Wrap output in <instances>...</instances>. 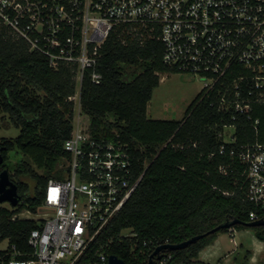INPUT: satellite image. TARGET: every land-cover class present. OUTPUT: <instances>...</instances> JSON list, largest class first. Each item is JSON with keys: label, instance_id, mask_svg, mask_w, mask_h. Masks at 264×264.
<instances>
[{"label": "built area", "instance_id": "built-area-1", "mask_svg": "<svg viewBox=\"0 0 264 264\" xmlns=\"http://www.w3.org/2000/svg\"><path fill=\"white\" fill-rule=\"evenodd\" d=\"M2 29L46 55L52 68L75 67L77 81L69 97L75 107L71 135L64 143L68 156L45 187V210H24L12 217L42 220L28 239L32 251L14 250L2 264L81 263L139 186L143 173L134 176L130 144L115 129L93 132L81 104L85 72L93 83L103 79L101 48L112 33L123 44L128 38L140 45L149 39L162 42L167 66L203 80L204 96L215 95L212 104L230 118L219 133L221 154L227 143H236L240 116L252 128L260 126L254 113L264 107V0H0ZM227 128L234 132L226 133ZM230 156L243 167L246 199L254 206L249 221L264 219V141L233 146ZM220 170L227 173L228 167ZM136 236L131 231L125 237ZM138 242L124 264H150L155 248L171 243L156 237ZM106 248L100 246L88 264H108ZM172 251L162 250L156 264H170Z\"/></svg>", "mask_w": 264, "mask_h": 264}, {"label": "trees", "instance_id": "trees-1", "mask_svg": "<svg viewBox=\"0 0 264 264\" xmlns=\"http://www.w3.org/2000/svg\"><path fill=\"white\" fill-rule=\"evenodd\" d=\"M101 53L99 70L103 79L93 83L89 71L85 72L80 92L82 109L90 117L93 132L109 134L115 129L130 144L134 176L143 173V177L79 264L93 261L102 245H107L109 254L129 260L132 248L139 247L138 240L156 237L180 243L226 220L249 221L254 206L246 199L243 167L230 156V149L256 138L264 141V107L254 113L260 118L257 130L245 124L244 116L237 119V141L227 143L221 154L223 140L219 133L230 118L212 104L215 95L207 98L202 89L182 119L148 116L149 102L161 82L160 73L178 71L163 62L162 42L149 39L140 45L128 38L123 44L117 33H112ZM128 66L139 68L132 80L125 78ZM75 75V67L61 64L54 69L47 56L31 50L24 39L0 30V131L5 114L20 129L18 136L0 141L5 158L2 166L8 168V153L18 149L32 161L23 162L18 173L25 171L36 182L35 192L30 193L29 186L18 181L20 202L12 210L0 207V241L10 242L7 251L1 252L0 264L8 261L14 250L32 251L28 239L42 220L12 217L24 210L38 212L49 179L58 174L59 162L68 156L64 143L72 131L75 102L69 97L77 89ZM222 165L228 167L227 173L220 170ZM232 228L252 229L257 238L264 240V226L237 224ZM125 229L137 236H123ZM227 230L220 229L173 250L170 264H205L195 260L199 251Z\"/></svg>", "mask_w": 264, "mask_h": 264}, {"label": "rangeland", "instance_id": "rangeland-1", "mask_svg": "<svg viewBox=\"0 0 264 264\" xmlns=\"http://www.w3.org/2000/svg\"><path fill=\"white\" fill-rule=\"evenodd\" d=\"M125 78L132 80L136 74L139 73V68L128 66L125 68ZM161 82L158 87L154 89L152 99L148 105V116L154 119H182L190 105L196 100L202 91L203 80L197 75L185 72H166L160 73ZM204 95V93H203ZM111 119L113 117L111 116ZM234 132L233 128H227L226 133ZM20 129L12 124L9 115L5 114V118L1 122L0 141L5 139L14 138L18 136ZM228 139L229 137L225 135ZM30 162L31 159L23 154L20 150L15 149L8 153L6 166L11 174V179L16 183L18 181L24 182L29 186L30 193L35 192V180L25 171L18 173V168H23V162ZM34 166V165H33ZM36 168V167H35ZM37 169V168H36ZM38 172L43 173L42 170L37 169ZM0 207L12 210L15 208L10 202H0ZM42 206L38 212H44ZM27 214V212H25ZM37 217L39 215H32ZM252 230V229H250ZM123 236L131 235V229H125L122 232ZM228 238L229 235H228ZM250 247L249 240L245 242ZM252 245V244H251ZM10 246L9 239L0 241V256L1 252L7 251ZM254 248V246H252ZM251 248V247H250ZM245 252L240 254L243 258Z\"/></svg>", "mask_w": 264, "mask_h": 264}, {"label": "crops", "instance_id": "crops-1", "mask_svg": "<svg viewBox=\"0 0 264 264\" xmlns=\"http://www.w3.org/2000/svg\"><path fill=\"white\" fill-rule=\"evenodd\" d=\"M246 240H249L251 248ZM243 252L244 257L239 259ZM195 260L205 264H264V240L257 238L253 230L231 228L219 233L199 251Z\"/></svg>", "mask_w": 264, "mask_h": 264}, {"label": "water", "instance_id": "water-1", "mask_svg": "<svg viewBox=\"0 0 264 264\" xmlns=\"http://www.w3.org/2000/svg\"><path fill=\"white\" fill-rule=\"evenodd\" d=\"M3 161H4V157L0 152V165L3 163ZM20 199H21V195L19 193L18 184L11 179L9 169L4 168L3 170L0 171V202L8 201L12 205L17 206V204L20 202ZM237 224H244L247 227L264 226V219H258L255 221H242L239 218H233L231 220H226L225 222L219 224L218 226L212 228L207 232L197 234L180 243L162 244L156 247L153 253L151 254L150 264H156V258L161 257V252L164 249H170V250L182 249L197 242L201 238L209 235L210 233H214L216 231H219L220 229H231L233 226ZM108 264H124V260L115 254H111L109 257Z\"/></svg>", "mask_w": 264, "mask_h": 264}, {"label": "flooded vegetation", "instance_id": "flooded-vegetation-1", "mask_svg": "<svg viewBox=\"0 0 264 264\" xmlns=\"http://www.w3.org/2000/svg\"><path fill=\"white\" fill-rule=\"evenodd\" d=\"M1 152V151H0ZM2 153V152H1ZM4 160H5V158H4ZM4 164V161H3V163L0 165V168H1V170H3L4 168H5V166H2Z\"/></svg>", "mask_w": 264, "mask_h": 264}]
</instances>
